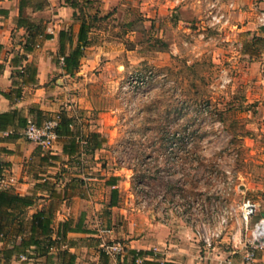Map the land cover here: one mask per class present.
I'll return each mask as SVG.
<instances>
[{
    "label": "rangeland",
    "instance_id": "1",
    "mask_svg": "<svg viewBox=\"0 0 264 264\" xmlns=\"http://www.w3.org/2000/svg\"><path fill=\"white\" fill-rule=\"evenodd\" d=\"M214 1L199 0L200 16L182 27L164 0L79 9L91 42H107L105 61L120 62L117 78L93 91L98 108L87 119L109 142L93 167L119 177L125 228L149 220L154 235L167 230L175 252L216 253L204 250L197 224L227 219L239 229L246 198L260 205L250 228L264 212V43L254 38L263 24L215 26ZM74 90L72 100L91 101V91Z\"/></svg>",
    "mask_w": 264,
    "mask_h": 264
},
{
    "label": "crops",
    "instance_id": "2",
    "mask_svg": "<svg viewBox=\"0 0 264 264\" xmlns=\"http://www.w3.org/2000/svg\"><path fill=\"white\" fill-rule=\"evenodd\" d=\"M73 1L0 0V114L17 109L27 119L35 120L39 116L46 121L64 112L75 118L77 127L80 126L85 135L95 131L106 137L104 130L98 129V125L87 117L91 118V113L98 108L93 91H104L102 86L117 78L119 60L105 61L107 59L102 55L107 42L92 43L91 32L80 67L74 74L64 70L61 59L78 46L83 23L79 9L97 5L99 10H108L112 6H125L129 0H89L90 3L77 0L79 8L72 7ZM198 1L164 0L161 9L175 12L182 27L191 25L186 22L187 17L193 20L200 16ZM220 4L228 16L224 26L229 25L232 31H252L258 24H263L264 28V0H220ZM230 4L233 5L231 10L228 8ZM153 13L156 15L155 11ZM92 50L97 52L92 53ZM72 90L91 91L87 93L91 101L85 102L87 95L84 98L83 94L72 100ZM73 102L77 103L73 105ZM14 131L13 126L0 132V160L7 164L4 171L6 187L22 196L40 197L29 209L28 218L55 200L54 227L56 230L68 223L71 230L67 233V244L63 249L71 253H50L49 256H34L29 260L13 258L9 264H65L70 254L76 257L74 264H238L241 261V251L191 253L180 249L175 252L167 230H162L159 237L154 235L149 220L134 219L129 229L125 228V221L118 213L119 177H105L97 167H93L102 160L99 156L109 143L107 137L103 147L94 154L83 153V148H80L81 154L76 161L64 154V146L68 144L66 137H59L53 151H45L24 138V129L17 130L19 138L10 137ZM105 187L110 190L109 195H105ZM113 190H118V205L110 207ZM262 217L264 212L256 221ZM103 241L122 243L125 253L117 257L102 253L100 245ZM4 246L6 244L0 242V250ZM140 251L145 253H138ZM2 257L3 253H0V264H6ZM257 264H264V252L258 254Z\"/></svg>",
    "mask_w": 264,
    "mask_h": 264
},
{
    "label": "trees",
    "instance_id": "3",
    "mask_svg": "<svg viewBox=\"0 0 264 264\" xmlns=\"http://www.w3.org/2000/svg\"><path fill=\"white\" fill-rule=\"evenodd\" d=\"M77 0L71 2L73 8H79ZM90 3L91 1H85ZM77 16V13H75ZM93 27L85 19L81 24L78 46L69 55L64 57V70L67 73L74 74L80 67V61L84 56V49L89 43V34ZM264 32V28H263ZM258 43H264V37H254ZM255 44V43H254ZM252 55V53H248ZM254 55V54H253ZM9 96V95H7ZM41 112L38 113V115ZM60 123L57 127L59 137L68 138V144L64 146V154L73 157L78 161L80 148H83V153L94 154L100 150L107 141L106 137L99 132L91 131L87 135L82 132L81 127H77L75 118L61 112ZM47 121V120H46ZM28 119L24 117L17 109L10 112L0 114V132L7 131L10 127H15L14 133L10 137L19 138L18 129H25ZM38 125H42L45 120L39 116L35 119ZM86 141V145L81 144V140ZM7 164L0 160V242H4V246L0 253H3V259L6 264H9L13 258L20 259L21 255H26L27 260L33 259L34 256L44 257L50 253H63L68 255L67 249L63 246L67 244V233L71 230L68 223L60 225L55 230L54 219L56 214L55 200L48 207L38 210L30 218L28 211L36 205V196L20 195L14 192L10 187L2 188L1 181L4 179V171ZM109 184V183H108ZM46 186V185H45ZM47 188L48 185H47ZM42 198V197H41ZM50 198H53L52 196ZM57 204V203H56ZM118 205V190H113L111 194L110 207ZM33 253V255H29ZM105 254V252L102 251ZM130 253H137L130 251ZM145 253V252H138ZM107 255V254H106ZM69 260L65 264H74L76 257L69 256ZM154 264H178L173 262L154 263Z\"/></svg>",
    "mask_w": 264,
    "mask_h": 264
},
{
    "label": "built area",
    "instance_id": "4",
    "mask_svg": "<svg viewBox=\"0 0 264 264\" xmlns=\"http://www.w3.org/2000/svg\"><path fill=\"white\" fill-rule=\"evenodd\" d=\"M230 7H233V5L230 4ZM211 11V20L215 26H223L228 22V16L221 8L220 0L213 2ZM61 61L64 62V59L62 58ZM136 78L143 79V77L138 76ZM60 119V113L45 121L42 125H38L34 119H28L23 135L39 147L52 150L59 139L57 127ZM81 144L86 145V141L82 139ZM1 187L6 188L4 179L1 181ZM259 208L260 205L256 201L246 198L238 204V210L242 217V224H240L239 229L232 231L227 219H222L217 224L213 223L212 225L202 221L198 224L196 222L195 236L203 244L204 250L208 252L238 253V251H241L243 253L242 259L238 264H257L258 254L264 252V217L256 221L252 228H250L249 222L251 218L256 216ZM164 215H168V211H165ZM243 232H245V235L243 234V237H240ZM227 236H230L229 240L231 239L228 243L224 241ZM229 242H233V249L227 251L228 245L231 244ZM100 246L102 251L111 257H117L125 253V247L120 242L108 243L103 241ZM155 252H158V250L155 249ZM20 259L27 260L28 257L21 255Z\"/></svg>",
    "mask_w": 264,
    "mask_h": 264
}]
</instances>
